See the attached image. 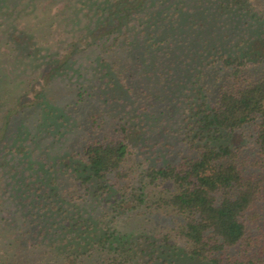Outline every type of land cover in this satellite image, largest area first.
<instances>
[{"label": "trees", "instance_id": "1", "mask_svg": "<svg viewBox=\"0 0 264 264\" xmlns=\"http://www.w3.org/2000/svg\"><path fill=\"white\" fill-rule=\"evenodd\" d=\"M14 2L0 0V8L10 9ZM79 4L84 12L82 35L54 54L30 51L24 57H32L33 66L36 62L45 85L61 75L75 90L74 104L50 100L43 89L24 101L19 94L23 80L0 82V189L9 177L15 180L16 193L10 196L18 204L22 200L25 210L16 203L11 206L29 228L25 234L20 231L17 243L8 242L0 264H24L23 260L172 264L169 250L180 249L190 262L199 264H264V72L254 76L249 67L264 62L260 4L252 0H79ZM204 19L220 30L229 24L230 31L202 38L196 32L202 31ZM145 91L163 109L144 111L138 100ZM89 97L116 111L120 135H103L63 152L56 145L73 130L77 117L72 109ZM171 107L173 116L168 112ZM179 116L191 155L149 165L140 173L163 189L161 205L176 219L182 245L165 236L141 261L133 254V239L122 244L117 232L120 207L140 204L148 194L143 179L133 189L137 193L125 186L130 173L136 172L127 169L130 123L153 130L165 117L173 121ZM17 117L21 126L11 133ZM245 137L252 140L246 153ZM28 233L34 241L32 252L26 254L22 239Z\"/></svg>", "mask_w": 264, "mask_h": 264}, {"label": "rangeland", "instance_id": "2", "mask_svg": "<svg viewBox=\"0 0 264 264\" xmlns=\"http://www.w3.org/2000/svg\"><path fill=\"white\" fill-rule=\"evenodd\" d=\"M252 2L260 4L261 13L263 14L264 0H252ZM9 8H0V82L11 83L23 80L24 89L19 91V94L24 101L31 100L36 90L43 89L42 91L45 90L47 93L46 98L50 100L58 101V103L64 101L65 103L74 104L76 99L75 90L61 79V75L51 79L45 85L40 80V68H35L36 62H34V66L32 65L33 58L30 57L28 61L24 57L30 51H38L40 55L43 53L54 54L56 51L64 49L73 37L84 33V29L81 30L84 12L80 10L79 0H15ZM207 21L206 19L200 21L202 31L196 32L202 38L206 35L209 37L210 33H213V37L220 35L230 28L228 24L220 30ZM36 42L37 44H35ZM30 45L35 46L30 50ZM81 45L87 48V45L83 43ZM83 57L79 60H82ZM249 67L254 76L264 72V62L250 63ZM73 78L76 77L73 76ZM137 92L139 91L137 90ZM140 93L143 95H140L138 103L145 108L144 111H150L152 108L151 111L163 109L160 101L157 99L152 100L153 97H149L147 91ZM174 94L176 93L174 92ZM99 104L96 99L89 97L85 102L73 107L72 116L77 117L74 124L70 123L74 125L73 130L67 132L64 137H60V142L56 147L61 145L63 152L70 151L75 146L79 149L103 135H112L111 137L120 135L116 131L119 124L116 111L102 108ZM168 112L170 116L176 114H174L175 111L172 110V107L168 109ZM93 117H95L96 122H94ZM20 118L17 117L12 120L9 128L11 133L19 131ZM184 125L181 116L176 117L173 121H169L165 117L160 127L153 130H144L139 123L137 125V122L130 123L128 144L131 155L127 169L129 167L136 168V172L130 173V178L125 181V186L131 185L132 187L128 191L137 193L138 189H133L138 186L139 180L143 179L148 194L144 198V202L140 204L128 202L125 206L120 207V213L117 216V232L119 237H122L120 238L122 244L124 242L130 244L133 239L136 244L133 254L137 253L135 257L137 256L141 261L145 259L148 248L156 246L165 236L179 247L182 245V240L176 234L178 225L176 219L168 214V210L161 205L160 194L163 189L161 190L158 185L148 182L147 178H142L140 169L152 164H162L167 159L172 162L180 161L183 155H191V149L183 141L185 137L183 134ZM44 140L49 141L46 138H43L42 141ZM243 141H245L243 144L245 147L242 146V149L246 153L252 146V140L245 137ZM14 184H16L15 180L9 177L7 181H3L2 187L4 190L0 189V256L2 257H5V252L9 247L8 242L17 243L16 238L20 237V231L23 232L29 229L20 220V216H15V208L11 206L16 203L17 208L21 209L22 207V210H25V204L22 200V203L18 204L17 200L11 197L12 194L16 193L14 192L16 191ZM164 185L172 190L170 183ZM1 191H3L2 195ZM130 198L132 199V196ZM12 199L15 202H12ZM131 233H135L136 236H131ZM22 241L25 243L24 253L32 252L33 236L28 233ZM169 252L174 262L172 264H199L196 261L190 262L188 257L185 256L188 254L182 249L169 250ZM35 258L37 260L40 255H33V259ZM23 262L24 264H36L33 262L28 263L25 260ZM153 264L157 263L154 262Z\"/></svg>", "mask_w": 264, "mask_h": 264}]
</instances>
